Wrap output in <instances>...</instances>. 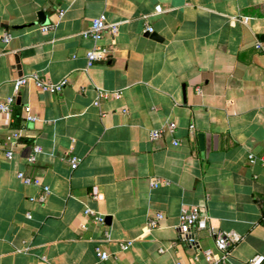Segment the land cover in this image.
I'll return each instance as SVG.
<instances>
[{
	"label": "crops",
	"instance_id": "0c3cea01",
	"mask_svg": "<svg viewBox=\"0 0 264 264\" xmlns=\"http://www.w3.org/2000/svg\"><path fill=\"white\" fill-rule=\"evenodd\" d=\"M100 15L117 33L104 34L99 45L108 55L88 66L94 44L80 33ZM145 24L159 41L146 36ZM257 42L264 44V0H0V103L22 76L68 81L53 95L32 83L22 88L14 146L0 115V264H206L202 251L214 249V240L207 231L193 245L181 237L183 207L242 237L228 264L264 257V55ZM99 90L121 96L94 106ZM25 106L35 121L25 119ZM169 122L172 134L149 140L150 130ZM34 145L40 152L29 164ZM71 155L80 159L75 170ZM18 172L49 187L43 204L29 201L40 188L22 183ZM85 208L109 222L93 223ZM157 213L159 227L146 231ZM125 241L132 245L121 251ZM95 247L108 259L100 261Z\"/></svg>",
	"mask_w": 264,
	"mask_h": 264
},
{
	"label": "built area",
	"instance_id": "2783aa9c",
	"mask_svg": "<svg viewBox=\"0 0 264 264\" xmlns=\"http://www.w3.org/2000/svg\"><path fill=\"white\" fill-rule=\"evenodd\" d=\"M62 15V13H60ZM247 18L243 19L245 23ZM42 31H48L52 29L50 26H42ZM144 33H153L152 27L145 24ZM105 33H109L112 37H114L117 33V24H109L104 15H100L97 18L91 20L88 28L80 33V36L83 39L90 40L94 46L91 50L86 52L85 58L87 60L88 66L93 65L94 62L104 60L108 55V50L106 47L100 46L99 42L102 40ZM10 40V35L5 34L3 36L2 42L7 43ZM255 50L264 55V44L261 42H257L254 46ZM32 83L37 90L42 93L47 94H58L60 93L65 86H67V79L63 78L58 82L44 81L40 79L37 75H27L22 76L15 79L12 83L13 95L8 97L5 101L0 103V115H4L8 121V123H12V106L16 102V97L21 92L22 88L27 84ZM121 96V92L119 91H103L99 90L97 93V98L93 102L94 106H98L101 100H107L110 98H119ZM23 114L26 120L35 121L36 117L30 114V107H23ZM176 129V124L173 122H169L166 125L158 129H152L148 133V137L150 141H155L160 139L166 132L172 134ZM194 125L189 126V131L192 133L194 131ZM21 139L20 130L19 129H11L10 133L5 137V141L10 146H14L19 143ZM173 145H177V141H173ZM40 152V148L36 145L32 147V155L28 157L27 162L29 164H33L35 162V155ZM13 157V153L9 150L6 153V158L11 160ZM80 162V159L75 155H71L69 157L70 168L75 170ZM249 162H254V157L249 155ZM264 166V160L262 162ZM17 178L24 183L25 185H32L37 188H40V194L37 197H30V202H35L38 204H43L46 200L47 195L50 190L49 187L43 185L42 182L37 178H32L30 176L25 175L23 172L17 173ZM160 182L155 181L152 182V187H157ZM92 199L97 200L98 196L96 195V191L92 192ZM261 211L264 218V196L261 199ZM84 216H88L91 218L92 222L99 225L105 224V216L98 215L95 212L91 211L88 208H85L83 211ZM27 218H31L29 214H27ZM163 219V215L160 213L155 214L147 219L146 223V231H151L159 227L160 222ZM208 217L197 207H183L179 213V224L178 230L181 237L186 240L190 245L195 244V234L207 231L209 235L214 240V249H205L202 251V256L206 264H228L231 249L238 244L242 237L233 232V231H217L209 227L208 225ZM106 239L109 238L108 233H105ZM132 245V241H125L119 244V248L121 251L127 250ZM98 259L100 261H104L108 259V255L105 252H102L98 247L94 249ZM264 261V257L260 255L254 256L249 263L250 264H262ZM175 264H181L179 262Z\"/></svg>",
	"mask_w": 264,
	"mask_h": 264
},
{
	"label": "trees",
	"instance_id": "16d2710c",
	"mask_svg": "<svg viewBox=\"0 0 264 264\" xmlns=\"http://www.w3.org/2000/svg\"><path fill=\"white\" fill-rule=\"evenodd\" d=\"M11 116H12L11 128L20 129L23 123V119L20 115L19 107H17L16 104L12 106Z\"/></svg>",
	"mask_w": 264,
	"mask_h": 264
},
{
	"label": "water",
	"instance_id": "95a60500",
	"mask_svg": "<svg viewBox=\"0 0 264 264\" xmlns=\"http://www.w3.org/2000/svg\"><path fill=\"white\" fill-rule=\"evenodd\" d=\"M39 20H40L41 22H44L43 17H40ZM146 36H147V37H150V39H153V40H156V41H159V40H160V38L158 37V35H157L156 33H150V34L147 33ZM109 220H110L109 217L105 218L106 223H108Z\"/></svg>",
	"mask_w": 264,
	"mask_h": 264
}]
</instances>
